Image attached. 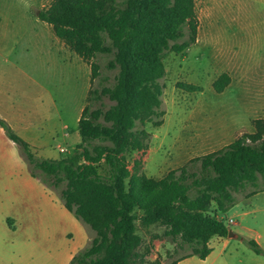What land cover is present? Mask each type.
I'll use <instances>...</instances> for the list:
<instances>
[{
    "label": "trees",
    "instance_id": "trees-1",
    "mask_svg": "<svg viewBox=\"0 0 264 264\" xmlns=\"http://www.w3.org/2000/svg\"><path fill=\"white\" fill-rule=\"evenodd\" d=\"M37 16L89 63L91 82L100 76L98 55H113L107 68L118 70L113 86L90 88L78 122L81 142L69 156L37 155L0 116V127L20 148L31 175L58 191L64 206L95 233L69 264H161L147 260L152 244L145 245L138 222L165 226L164 236L187 251L170 264L192 256L206 259L211 239L229 235L225 214L242 197L264 191V119L254 122V132L159 179L134 175L128 159L148 147L143 127L164 122V59L196 44V0H53ZM229 79L222 75L215 90L221 93ZM105 98L112 102L107 109L102 108ZM247 243L263 253L256 240Z\"/></svg>",
    "mask_w": 264,
    "mask_h": 264
},
{
    "label": "rangeland",
    "instance_id": "rangeland-1",
    "mask_svg": "<svg viewBox=\"0 0 264 264\" xmlns=\"http://www.w3.org/2000/svg\"><path fill=\"white\" fill-rule=\"evenodd\" d=\"M52 1L0 0V83H18L23 91L30 90L36 96L43 91L47 96L44 103L55 123L62 126L66 122L76 132L74 120L87 104L90 88L113 86L118 70L107 68L113 55H98L94 61L101 66L100 76L91 82L89 63L37 16ZM197 13V43L180 54L170 52L164 59V122L159 127L152 123L143 127L150 136L147 149L128 155L134 175L145 173L159 179L192 158L217 151L242 134L254 132V122L264 119V0L247 1L245 9L239 8L235 0H197ZM224 74L229 76V83L218 93L214 84ZM180 82L200 86L201 90L185 91L178 87ZM110 104L105 98L102 108ZM74 136L56 135L52 155L60 156L61 146L72 152ZM17 150L29 169L18 146ZM69 155L62 152L61 156ZM101 172L107 173L104 163ZM0 178H21V167L13 154L0 153ZM241 199L225 214L226 219L233 218L229 228L238 237L228 238L227 245L214 244L209 258L212 264H264V191ZM72 216L76 223L61 222V230H47L45 220L37 218L16 235L1 232L0 264H52L59 251L75 246L79 227L85 226ZM85 228L87 246L95 233ZM164 231L163 225L143 227L138 222L145 245L152 244L147 260L170 264L187 253L177 247V241L164 236ZM67 233L74 234V239ZM247 240H256L263 253H256Z\"/></svg>",
    "mask_w": 264,
    "mask_h": 264
},
{
    "label": "crops",
    "instance_id": "crops-1",
    "mask_svg": "<svg viewBox=\"0 0 264 264\" xmlns=\"http://www.w3.org/2000/svg\"><path fill=\"white\" fill-rule=\"evenodd\" d=\"M235 1L238 3L239 8L245 9L247 1L251 0ZM254 1L260 2V0ZM199 35L200 26L198 38ZM33 82L37 83L35 81ZM37 84L40 85L39 83ZM42 86L43 85H41V87ZM46 99L47 96L43 91L41 95L36 96L32 94L30 90L23 91L18 83L8 84L1 82L0 116L31 145L33 151L37 155L45 158L58 159L62 157L60 148L64 149L63 153L73 154L78 144L81 142L78 122L83 109L78 112L76 120L71 116L78 127V131L75 132L66 122H64V124L62 123V126L55 123L54 116L50 115L48 112L47 102L44 103ZM70 112L72 113V111ZM59 121H61V119ZM59 134L65 136H69L70 134L72 136L75 135V146L72 152H68L67 149L61 146L59 148L61 155L55 156L52 155L51 150L53 148L55 136ZM7 152L13 154V156L17 158L21 167V178L15 180L0 178V233L3 232L16 235L19 233L20 229L28 226L32 220L37 218L45 220L44 225H46L47 230L50 228L61 230L63 228H61L62 226L59 225V223L67 221L75 222L76 220L72 216L73 213L64 206L56 192L31 175L30 169H28V167L26 168L22 158H19L17 155V145L8 138L4 130L0 127V153L6 154ZM231 219L233 220L232 217H227L226 220L229 227L234 224V222L231 224L229 223ZM77 223L79 224L78 221ZM57 225L59 226L57 227ZM86 230L85 226L79 227L77 239H74V234L70 236L72 233H67L69 237L76 240L75 246L59 251L58 254L54 256L52 264H69L73 256L87 244L88 234ZM64 233H66V231ZM228 238L229 237L219 236L212 238L210 241V247L212 248L211 254L213 253L215 243L227 245L229 243ZM211 254L206 259H202V261L197 260L195 258L196 256H192L179 261L177 264H212V261H209Z\"/></svg>",
    "mask_w": 264,
    "mask_h": 264
},
{
    "label": "water",
    "instance_id": "water-1",
    "mask_svg": "<svg viewBox=\"0 0 264 264\" xmlns=\"http://www.w3.org/2000/svg\"><path fill=\"white\" fill-rule=\"evenodd\" d=\"M229 238H237L238 235L236 233H234L232 230H229V235H228Z\"/></svg>",
    "mask_w": 264,
    "mask_h": 264
},
{
    "label": "built area",
    "instance_id": "built-area-1",
    "mask_svg": "<svg viewBox=\"0 0 264 264\" xmlns=\"http://www.w3.org/2000/svg\"><path fill=\"white\" fill-rule=\"evenodd\" d=\"M60 151L61 152H63L64 151V149L63 148H60ZM233 222V220L231 219V220H229V223L231 224Z\"/></svg>",
    "mask_w": 264,
    "mask_h": 264
}]
</instances>
